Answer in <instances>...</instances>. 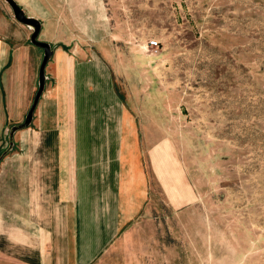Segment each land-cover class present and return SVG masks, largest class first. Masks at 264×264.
I'll return each mask as SVG.
<instances>
[{
	"label": "rangeland",
	"instance_id": "obj_1",
	"mask_svg": "<svg viewBox=\"0 0 264 264\" xmlns=\"http://www.w3.org/2000/svg\"><path fill=\"white\" fill-rule=\"evenodd\" d=\"M108 3L104 39L126 98L140 106L147 139L172 140L175 196L191 192L170 206L151 173L152 207L123 243L147 264H264V0ZM3 93L0 171L26 116L6 110Z\"/></svg>",
	"mask_w": 264,
	"mask_h": 264
},
{
	"label": "crops",
	"instance_id": "obj_2",
	"mask_svg": "<svg viewBox=\"0 0 264 264\" xmlns=\"http://www.w3.org/2000/svg\"><path fill=\"white\" fill-rule=\"evenodd\" d=\"M16 1L41 21L53 54L33 120L17 130L20 148L0 171V264H147L123 242L152 207L151 173L170 206L191 192L175 196L173 142L147 139L140 106L126 98L104 39L108 0ZM2 3L10 14L0 11V85L18 119L37 91L44 48Z\"/></svg>",
	"mask_w": 264,
	"mask_h": 264
},
{
	"label": "water",
	"instance_id": "obj_3",
	"mask_svg": "<svg viewBox=\"0 0 264 264\" xmlns=\"http://www.w3.org/2000/svg\"><path fill=\"white\" fill-rule=\"evenodd\" d=\"M6 2L11 6L15 18L19 22L26 24L33 29L31 33V41L44 48V56H43L40 69H39L38 89L34 96L33 102L26 113L24 121L18 124H14L10 130V136H9L10 146L9 147L11 148L14 143L15 132L24 126L29 125L33 120L34 111L45 89L46 79H47L46 65L53 54V48L49 41L43 40L39 37L41 28H42V24L39 19L28 16L26 12L24 11V9L21 7V5L16 0H6Z\"/></svg>",
	"mask_w": 264,
	"mask_h": 264
},
{
	"label": "built area",
	"instance_id": "obj_4",
	"mask_svg": "<svg viewBox=\"0 0 264 264\" xmlns=\"http://www.w3.org/2000/svg\"><path fill=\"white\" fill-rule=\"evenodd\" d=\"M151 42H152L153 44H157V40H156V39H152Z\"/></svg>",
	"mask_w": 264,
	"mask_h": 264
}]
</instances>
